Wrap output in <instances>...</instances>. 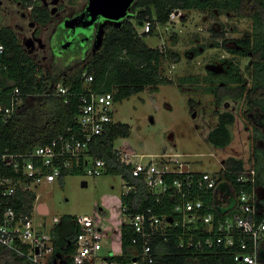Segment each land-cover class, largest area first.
Listing matches in <instances>:
<instances>
[{"label":"built area","instance_id":"obj_1","mask_svg":"<svg viewBox=\"0 0 264 264\" xmlns=\"http://www.w3.org/2000/svg\"><path fill=\"white\" fill-rule=\"evenodd\" d=\"M179 13V9L171 11L168 22ZM140 26L138 34L149 30L150 21L145 20ZM4 52L0 39V67L6 66L1 61ZM81 77L84 87L79 91H72L63 81L55 86L65 103L72 94L77 96L74 125L47 143L22 151H0V165L8 171H0V247L19 253L26 264H51L48 259L54 244L49 229L60 217L53 215L50 225L35 218V187L58 179L63 169L76 167L92 176L106 170L104 159L90 152V142L115 122L114 96L111 91L94 90L89 85L91 74L86 70ZM22 97L18 85L7 90L0 85V126L12 117ZM113 147L120 162L132 164L131 174L142 178L153 201L168 205V210L157 212L147 206L128 211L119 201L117 252L104 236L103 214L73 215L76 231L68 264H159L161 252L195 261L171 264H264V176L260 178L254 158L228 156L218 160V169L205 170L192 168L189 161L172 166L175 160L164 152L141 163L130 158L134 152L126 142ZM228 158L241 160V166L229 168ZM224 172L234 175L237 189L230 187ZM121 186L120 194L135 187L125 179ZM27 191L35 194L28 208L1 201L3 197L16 199ZM122 225L132 230L125 250ZM211 257L215 259L210 260ZM55 264H63V258L58 257Z\"/></svg>","mask_w":264,"mask_h":264},{"label":"trees","instance_id":"obj_2","mask_svg":"<svg viewBox=\"0 0 264 264\" xmlns=\"http://www.w3.org/2000/svg\"><path fill=\"white\" fill-rule=\"evenodd\" d=\"M247 2L252 7V11L248 13L253 23L252 30L243 37L232 38L233 44L224 47L234 55L250 56V61L245 66L250 75L248 87L245 84L246 79L231 61L223 74L208 72L209 75L202 77L179 76L178 81L209 83L205 86V91L213 94L215 105L225 104L226 98H245L251 106L264 110V0H134L133 8H138L135 20H149L148 31L138 34L132 21H126L118 28L108 27L96 49L66 66L47 62L42 68L37 60L23 50L14 31L1 25L0 39L5 45L1 61L6 66L0 67V85L4 90L14 84L18 85L23 97L12 117L0 126V151H22L38 143H47L67 126L74 125L77 96L72 94L70 101L65 103L63 97L55 92V86L57 82L63 81L71 86L72 91L81 90L84 87L81 77L83 70L91 74L89 85L94 90L111 91L115 101L143 88L152 92L157 90L158 84L170 82V78L161 74L160 62L165 57L178 61L180 54L172 49L149 46L142 35L151 34L157 24L168 22L171 11L216 8L238 12ZM189 101L191 102V99ZM215 115L216 123L206 129L203 136L210 145L223 147L231 140L230 127L235 121V114L233 110L223 108L215 110ZM128 130L127 122L115 121L109 124L106 132L90 142V152L104 159V172L120 174L123 179L135 185L133 190L120 194V202L128 207V211H139L147 206H152L157 212L167 211L168 205H158L153 201V196L146 189L142 178L131 174L132 164L120 162L115 153V140L118 137H126ZM261 135L256 128L251 149L260 178L264 176V150L255 145V140ZM241 162L228 158L226 165L234 169L239 168ZM73 169L81 170L76 167ZM0 171L8 172L1 165ZM68 171L70 170L63 169L59 180L62 181ZM223 176L229 180L232 189L238 188L233 174L224 172ZM34 195V192L27 191L16 199L3 197L1 201H7L15 207L24 204L25 208H28ZM103 213H106L105 210ZM72 223V215H60L59 221L50 231L54 244L48 259L51 264H55L58 257L63 258V264L69 263L72 239L76 231V226ZM131 236V228L122 225L121 240L124 250L129 245ZM159 259V264L195 262L179 255L169 256L165 252L160 253ZM209 259L214 260L215 257ZM0 264H26V261L19 253L0 247Z\"/></svg>","mask_w":264,"mask_h":264},{"label":"rangeland","instance_id":"obj_3","mask_svg":"<svg viewBox=\"0 0 264 264\" xmlns=\"http://www.w3.org/2000/svg\"><path fill=\"white\" fill-rule=\"evenodd\" d=\"M40 0H26L15 5L8 2L0 6V25L10 27L18 42L32 58L43 68L48 61L58 60L47 47L57 17L44 25H27V20L20 16L28 10L26 5H38ZM252 11L249 2L237 11L222 9H181L178 16L169 22L157 24L151 34H143L147 45L175 50L180 54L178 61L165 57L160 62L162 75L170 78V82L158 84L157 90L150 92L147 88L130 94L113 103V118L115 121L129 124L128 135L119 137L114 145L120 146L126 142L133 150L130 158L144 163L154 159L162 152L167 153L177 162L189 161L194 169L215 170L219 168L218 160L228 156L239 158H254L252 153V133L256 108L247 111L246 100L240 98L234 101L226 98L228 108L233 109L235 121L230 127L231 140L223 146H212L204 139L203 132L216 123L213 112V99L205 91L206 82H179V76L209 75L211 71H223L228 62L235 63L238 71L249 81L246 71L248 56L232 55L225 45L233 44L230 36H245L251 29ZM102 26L94 32L91 44L82 47L78 56L95 47L102 34ZM141 30V26L136 28ZM55 30V29H54ZM34 32L45 42L42 48L28 52L25 50L24 39ZM226 40V41H224ZM46 55L45 58L42 55ZM86 55V54H85ZM193 99L196 103L190 102ZM195 115H192V112ZM258 147H264L260 140ZM255 159V158H254ZM71 169L62 178L50 183H41L35 187L38 201H43L48 207V213L41 215L34 211L37 220L44 219L51 224L53 215H98L97 206L105 209L102 219L103 232L109 228L111 246L115 252L119 249L118 221L119 198L123 178L120 174L102 172L99 175H88L83 170ZM85 181V184H82ZM112 229V230H111ZM105 236V234H104Z\"/></svg>","mask_w":264,"mask_h":264},{"label":"flooded vegetation","instance_id":"obj_4","mask_svg":"<svg viewBox=\"0 0 264 264\" xmlns=\"http://www.w3.org/2000/svg\"><path fill=\"white\" fill-rule=\"evenodd\" d=\"M6 1L8 2L14 1L15 2L14 6L23 4L24 1L26 2V0H6ZM133 1L134 0H132L129 3V5L126 6L125 13L122 14L119 18L115 19V18H110V17L99 15L97 19L93 22L90 30L87 33H84L81 30L83 26L81 22L77 23V25H75L74 27H71L70 29H66L64 27V20L68 17L84 12L88 4V0H40V3H38V5H34V6L26 5L28 10L22 11L20 16L24 21L27 20L28 26H33L34 24H37L38 26L44 25L48 23V21L49 22L52 21L54 17H57L58 20L56 21L52 31L50 32V36L47 40V47L52 53V55L56 56L58 60L48 61V63L50 62V63L58 64L59 66H66L74 61L82 59L85 56V54H88L89 52L96 49L108 27L118 28L124 22L132 21L135 27V30L138 33V30L136 28L141 25V24H138V22L141 21L142 23V20H137V21L135 20V15L137 13L138 8L137 7L135 9L133 8ZM4 3H5V0H2V4ZM100 24H103L102 26L103 32L101 34L99 43L95 47H92L91 49H89L85 54H83V56L82 55L78 56V53L82 47H85V46L87 47L91 44L94 32L100 27ZM252 26H253V23L251 21L250 31L252 30ZM72 28H74L73 32H72ZM235 37H241V36H235ZM232 38H234V36L229 37V39L233 43ZM25 42H27V44H25ZM44 44L46 43L42 41L40 36H34L33 31H31V34H29L24 39V46L26 47L25 50H28V52L34 49L37 50L40 47L42 48ZM65 45L67 49L65 48ZM232 55L234 56V54ZM42 57L45 58L46 55L44 54L42 55ZM248 57L250 58V56ZM226 69H224L223 71H217V72L209 70V72H212L215 75L223 74L224 72H226ZM249 82L250 81L248 80L245 82L246 87H248ZM207 93L210 94L213 99V94L210 92H207ZM236 100L237 99H234V101ZM244 100L246 99L244 98ZM191 102L196 103L193 99H191ZM245 104L247 107V111L253 108L257 109V112L254 115V119H252L254 121V124L252 127L254 132L252 133V136L255 134L256 128L260 131L262 135L255 140V145H256L257 140H260L264 143V110H261L258 106H251L247 101L245 102ZM223 108H228L227 101L225 104H222L221 106L215 105L213 102L214 114H215V110L223 109ZM262 148L264 150V147Z\"/></svg>","mask_w":264,"mask_h":264},{"label":"water","instance_id":"obj_5","mask_svg":"<svg viewBox=\"0 0 264 264\" xmlns=\"http://www.w3.org/2000/svg\"><path fill=\"white\" fill-rule=\"evenodd\" d=\"M131 1L132 0H88L85 11L66 18L64 20V27L70 29L81 22L83 25L81 30L87 33L99 15L115 19L119 18L125 13V8ZM138 24H141V21H139ZM73 29L74 28H72V32L74 31ZM25 44H27V42H25ZM65 48L67 49L66 45ZM194 114L195 113L192 112V115ZM85 183V181H82V184ZM37 209L39 212H42L38 207Z\"/></svg>","mask_w":264,"mask_h":264},{"label":"crops","instance_id":"obj_6","mask_svg":"<svg viewBox=\"0 0 264 264\" xmlns=\"http://www.w3.org/2000/svg\"><path fill=\"white\" fill-rule=\"evenodd\" d=\"M1 5H2V2H1ZM0 5V6H1ZM59 179V178H58ZM119 201H120V199H119ZM37 207L39 208V210H41L42 212H39L38 211V209H37ZM36 213H48V207H47V205H46V203L45 202H43V201H38L37 200V203H36ZM96 210L99 212V213H101V214H103V215H105V213H103V211L105 210V209H103L101 206H97V208H96ZM73 216V215H72ZM57 223V222H56ZM55 223V224H56ZM55 224H53V225H51L50 226V229H49V232L53 229V227L55 226ZM73 224V223H72ZM109 227V226H108ZM108 227H106V229H105V232H104V234H105V238L107 239V240H111V236H110V234H109V228ZM102 228H103V223H102ZM112 230V229H111ZM51 234V233H50Z\"/></svg>","mask_w":264,"mask_h":264}]
</instances>
